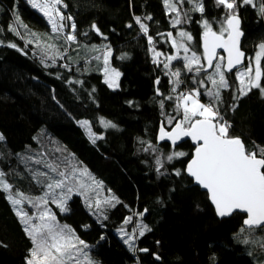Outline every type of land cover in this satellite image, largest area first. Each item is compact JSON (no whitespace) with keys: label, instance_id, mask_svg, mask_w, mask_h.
I'll list each match as a JSON object with an SVG mask.
<instances>
[{"label":"trees","instance_id":"trees-1","mask_svg":"<svg viewBox=\"0 0 264 264\" xmlns=\"http://www.w3.org/2000/svg\"><path fill=\"white\" fill-rule=\"evenodd\" d=\"M64 2L68 6L61 10L76 23L77 42L71 45L56 38L46 18L27 0H0V28L3 29L0 40L4 41L0 45V133L5 138L0 141V171L6 174L5 179L14 186V192H23L32 198L43 195L44 190L31 178L30 172V169L47 171L34 163L41 154L48 160L68 158L69 166L87 168L103 185L98 189L99 198L114 195L120 203L103 207L100 213L94 206L89 208L85 196L74 189L66 203L67 211L61 212L51 201L47 207L60 224L71 226L89 245L85 251L97 264H258L264 260L258 244L244 245L235 239L245 214L236 212L220 219L208 193L184 172L194 151L190 141L174 149L188 156L165 161L160 172L156 171L157 154L144 151L147 143H141L158 145L165 155L173 151L170 144L158 141V133L161 122L166 119L165 113H175L174 101L165 100L164 109L159 105L162 97L157 95V89L169 95L172 77L165 74L162 64L153 63L152 46L135 24L134 16L152 17L144 22L158 51L173 54L166 34L171 31L176 36L182 27L192 33V49L201 54L202 27L197 23L202 19L201 14L191 12V23L174 28L172 15L163 0ZM254 2L258 5L260 0ZM203 3V18L213 22L222 18L224 9L217 6L216 0H203ZM182 7L187 10L191 4L186 2ZM258 11V7L242 5L238 0L244 33L242 49L248 57L264 42V18ZM14 13L19 14L32 32L39 33L45 43L56 45L60 55H55L54 50L45 55L35 43H27L30 37L23 28L20 31L24 39L9 31L15 20ZM129 23L132 28L127 27ZM93 24L103 35L92 28ZM9 43H15L17 48L8 47ZM105 46L112 50L111 66L122 74L117 88H110L104 82L103 60L93 59L102 55ZM93 47L100 51H94ZM122 56L125 58L121 59ZM65 64L71 70L63 67ZM173 65L182 67V61H173ZM227 75L232 88L223 91L220 110L232 125L230 135L241 137L248 147L253 141L264 145V96L253 89L235 101L238 82L233 74ZM192 76L193 73L182 69L185 83L179 90L193 87ZM201 99L205 97L202 95ZM234 104L238 106L232 111ZM100 117L112 121L117 128L105 129L98 122ZM80 120L91 121L92 130L104 138L92 143L86 130L77 123ZM177 169L181 170L180 176L175 175ZM89 196L95 197L96 193L89 192ZM6 197L7 193L0 190V264H26L33 244ZM23 207L30 215L36 213L26 202ZM145 208L148 211L142 217L136 215ZM128 216L133 220L125 225ZM141 223L151 231L137 236L134 245L148 251L133 252L124 243L127 237H122L119 229L124 227L131 232ZM259 237V232L246 231L240 239Z\"/></svg>","mask_w":264,"mask_h":264},{"label":"snow or ice","instance_id":"snow-or-ice-1","mask_svg":"<svg viewBox=\"0 0 264 264\" xmlns=\"http://www.w3.org/2000/svg\"><path fill=\"white\" fill-rule=\"evenodd\" d=\"M191 4V8L185 10L182 6L185 3ZM27 3L46 18L50 25L51 32L56 34V38H62L71 45L77 42L76 23L71 15H65L61 7L67 8L64 0H27ZM242 5L258 7V14L264 18V0H260L257 5L254 0H239ZM165 8L169 15H172L171 24L174 28L184 24L191 23V12H198L202 19L197 23L201 24V47L202 53L198 54L192 49L191 42L194 37L191 32L180 27L176 36L170 31L166 35L171 41V47L175 49V54H165L155 48V40L149 35V26L145 20H152L151 16H134L135 24L139 26L142 34L147 38V42L153 53V63L157 66L162 64L166 70L165 74L172 77L173 87L170 94L165 96L157 89V95L161 96L159 105L164 109L165 100L174 101L172 111L175 113H165V121H162L159 127L158 140L170 141L173 151L165 155L158 145L147 143L144 151H151L157 154L155 164L156 171L164 167L165 161L171 162L175 159L188 156L184 151H175L178 141L184 138H190L194 145V151L191 158L186 163L184 172L192 178L193 182L205 189L209 195L211 203L215 207L216 214L219 217L232 216L236 212L244 213L243 226L235 239L244 245L252 243L258 244L261 255H264V145H259L255 141L252 146H246L244 140L239 136H232L229 133L232 125L224 119L221 113L223 104V91L232 88L227 74L235 76L236 84L233 99L239 101L247 96L253 89L259 90L264 96V42L257 45V51L253 56L246 58L245 52L241 48V37L244 36L241 30V21L238 15V0H216L217 6L224 9V14L219 21H209L203 18L205 7L203 0H163ZM15 20L9 26V31L24 39L20 29L30 39L27 43H35L42 52L47 55L48 51L54 50L55 55H60L59 50L54 44H47L39 33L32 32L26 24L23 23L18 13H14ZM70 22V23H69ZM216 23V27H213ZM128 28L133 25L129 23ZM92 28L99 34L100 29L93 24ZM65 29H69L65 32ZM3 29L0 28V32ZM86 35V33H85ZM164 35V34H160ZM53 37H48L52 39ZM106 39V37H105ZM4 41L0 40V45ZM8 47L17 48L15 43L7 44ZM223 50L226 55L220 54L218 50ZM20 50V49H18ZM94 51L100 49L93 47ZM112 50L110 46H105L102 55L93 57L96 60H103V73L105 83L110 88L119 87V77L122 75L116 68L110 64ZM163 57V59H160ZM125 57H121L124 59ZM53 61L55 56L52 57ZM63 59V56H61ZM247 59V64L245 60ZM173 61H182V67L174 66ZM49 66V65H46ZM69 68V65H63ZM182 69L187 73H193V87L187 90H179L185 83L182 79ZM235 69V72L233 70ZM69 70H71L69 68ZM211 70V71H209ZM203 74V75H201ZM73 83V81H69ZM80 83V81H76ZM160 81L157 79L156 84ZM205 100L201 99V96ZM131 103V102H129ZM238 104H234L231 110L234 111ZM99 124L105 129L117 128V125L103 117L99 118ZM77 123L86 130L92 143L101 140L104 137L98 135L92 130V122L89 120H80ZM167 126H171L168 130ZM0 133V141L4 140ZM57 151H60L59 149ZM26 159L32 160V157ZM36 165H42L47 171L39 169H30L32 179L40 184L43 195L35 198L25 196L23 192H14V186L9 183L3 171H0V190L7 193V200L13 205L17 217L25 226L24 231L31 239L33 247L30 249L29 258L26 264H96L95 261L85 251L89 245L82 240L71 226L60 224L55 213L47 207L49 201L55 204L61 212L67 211L66 203L70 199L74 189L85 196L88 207L96 208L97 212L102 213L103 207H115L120 203L114 195L111 197L99 198L98 189L103 185L97 181L88 172L87 168L69 166L68 158L63 161L48 160L44 154L35 158ZM175 175L180 176L181 170L177 169ZM87 177V182L85 180ZM89 192H95L96 196H89ZM31 205L36 209L34 215L23 207L24 203ZM148 211L136 215L143 216ZM107 219V216H103ZM133 220L128 216L124 220L127 225ZM38 221V223L34 222ZM151 231L148 225L141 223L129 232L126 228L119 229L124 243L128 245L133 252L148 249H137L134 241L137 236L142 237L145 232ZM260 233L259 239L249 238L240 239L241 234ZM101 239H104L101 236ZM249 252V255H252ZM83 257V259H81ZM156 259H160L156 256ZM258 264H264V260L258 261Z\"/></svg>","mask_w":264,"mask_h":264},{"label":"water","instance_id":"water-1","mask_svg":"<svg viewBox=\"0 0 264 264\" xmlns=\"http://www.w3.org/2000/svg\"><path fill=\"white\" fill-rule=\"evenodd\" d=\"M241 26V25H240ZM242 30V29H241ZM242 40H243V37H241V48H242ZM243 50V49H242ZM218 52L220 53V54H223V55H226V53H224L223 52V50L221 49V50H218ZM245 55H246V58L248 57L247 56V54L245 53ZM246 62H247V59L245 60V64H246ZM233 71H235V69L233 70ZM171 130V129H170ZM169 130V131H170ZM159 141V140H158ZM186 141H190L191 142V140H190V138H184L183 140H181V141H178L177 142V145L176 146H178V145H180V144H182L183 142H186ZM160 143H168V144H170L171 145V142L170 141H159ZM192 143V142H191ZM193 144V143H192ZM175 146V147H176ZM195 185H197L196 183H195ZM197 186H199V185H197ZM199 187H201V186H199ZM202 188V187H201ZM203 189V188H202ZM204 191H206L205 189H203ZM207 192V191H206ZM210 200V199H209ZM211 202V201H210ZM212 204V203H211ZM212 206L214 207V205L212 204ZM214 209H215V207H214ZM237 213H240V212H237ZM242 214H244V213H242ZM246 215V214H245ZM219 217V216H218ZM228 217H230V216H228ZM220 219H222V217H219ZM223 218H227V217H223Z\"/></svg>","mask_w":264,"mask_h":264},{"label":"rangeland","instance_id":"rangeland-1","mask_svg":"<svg viewBox=\"0 0 264 264\" xmlns=\"http://www.w3.org/2000/svg\"><path fill=\"white\" fill-rule=\"evenodd\" d=\"M170 40V39H169ZM170 43H171V41H170ZM194 50V49H193ZM173 54H175V49H174V53ZM160 59H163V57H161ZM119 71V70H118ZM120 72V71H119ZM120 78V77H119ZM118 83H119V81H118ZM32 215V214H31ZM37 223V222H36ZM87 253H88V251H87ZM89 255V254H88ZM91 258H92V260L93 261H95L96 262V264H97V260L95 259V258H93L91 255H89ZM81 259H83V257H81ZM70 264H71V262H70Z\"/></svg>","mask_w":264,"mask_h":264}]
</instances>
